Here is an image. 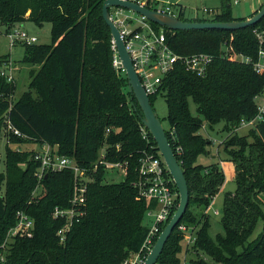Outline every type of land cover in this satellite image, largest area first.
<instances>
[{"label":"trees","instance_id":"trees-1","mask_svg":"<svg viewBox=\"0 0 264 264\" xmlns=\"http://www.w3.org/2000/svg\"><path fill=\"white\" fill-rule=\"evenodd\" d=\"M156 1L161 0H148V5ZM103 2L0 0V24L6 25L7 31L25 20L51 24V43H23V61L38 64L39 69L30 71L28 89L20 98L10 99L17 83L0 72V143L7 115L22 133L8 132L10 141L25 138L58 145L60 154L74 158L93 176L87 183L84 215L61 242L58 231L66 220L55 218L53 212L57 206H71L73 172L50 171L38 187L39 161L34 158V149L18 152L6 143V167L0 170V264H124L141 250L148 235V211L155 209L157 202L140 197L136 183L142 159L162 155L149 130L147 138L143 137L141 108L129 90L128 79L113 65V37L102 15ZM232 3L220 0L214 13L192 18L185 17L181 4L172 6L183 20L246 19L233 15ZM151 24L164 30L175 52L213 55L204 75L192 73L178 62L163 78L161 90L150 96L151 103L160 93L166 98L169 126L165 130L190 194L187 210L156 263L184 264L182 253L192 249L196 254L192 264H264V113L248 133L238 132L243 119L257 116L258 96L264 92V73L253 65L260 47L257 28L264 39V18L238 29L171 30L153 21ZM240 54L251 61L245 62ZM190 101L198 115L192 113ZM221 122L227 132L220 141L224 158L218 151L219 161L198 163L199 156L208 154V146L214 142L200 130L207 126L213 129ZM104 144L106 161L126 164L127 172L120 181L105 180V164L91 172ZM222 160L234 164L237 189L225 194L224 232L212 237L206 210L225 181ZM173 187L178 192L175 211L180 196L175 182ZM21 209L34 219L33 235L6 241ZM259 222H263V229L254 237ZM180 225L196 235L193 248L184 244L187 234Z\"/></svg>","mask_w":264,"mask_h":264},{"label":"built area","instance_id":"built-area-1","mask_svg":"<svg viewBox=\"0 0 264 264\" xmlns=\"http://www.w3.org/2000/svg\"><path fill=\"white\" fill-rule=\"evenodd\" d=\"M140 5L147 6L151 9L167 12L174 16H177L170 0L156 1L148 5V0H132ZM238 2L239 0H232ZM126 8L121 6H111L109 8V14L111 19L117 25L120 30V34L124 40V43L131 56L134 68L140 78V81L146 91L151 96L158 93L161 90V84L165 75L173 70L178 62H181L187 70L197 75H204L209 68V65L213 61V55L205 52L193 53V54H179L175 52L167 41L166 33L163 29H156L145 15L133 11L139 15L137 18L138 24L132 27V18L130 15H123ZM111 11L116 13L118 19L112 16ZM10 41V46H14L17 41H21L26 44L36 43L38 38L36 35H30L27 31L19 29L16 31H9L7 33ZM260 34L259 41V53L257 60L253 63L257 72L264 73V39ZM261 37V38H260ZM112 48L117 51L115 46V40L112 39ZM244 56V55H242ZM241 58L245 62L251 61L249 57L244 56ZM114 64L117 68L125 72L122 66L121 60L115 54ZM5 74L4 72H2ZM126 73V72H125ZM8 80H11V76H7ZM259 99V111L256 117L251 120H242L241 125H253L261 120L264 113V92L258 96ZM4 127L2 130L3 136L6 133L13 132L14 134L21 136L22 133L16 128L11 120L5 115ZM142 134L144 138H147V128L144 124L141 126ZM34 158L39 161V166L36 171L38 179V187L41 186L43 178L50 171H61L69 169L74 175V189L71 199V206L63 208L57 206L54 209L53 216L55 218H65V225L58 231L61 242H64L67 236V232L71 226L78 221L84 215L83 205L86 204L87 183L93 179V176L89 174L88 169L81 167L77 164L74 158L60 154L58 152V145H51L47 142L42 143L39 147L34 149ZM104 153L97 164L91 169V172H95L100 164H105L109 168L118 167L122 169L125 174L127 172L126 164L119 162H109L104 158ZM169 169L164 161L163 156H147L142 159L140 165V180L136 183L139 188L140 197L147 199H153L157 202L155 209L148 211V216L153 218V223L149 229L148 235L141 247V250L130 258L129 264H143L146 257L150 253L154 246L159 234L162 231L161 225H166L174 214V207L176 206V198L178 192L173 187V177L168 174ZM37 187V188H38ZM36 191V189H35ZM34 191V193H35ZM209 210V209H208ZM208 210H206L208 212ZM218 213V210H215ZM16 224L9 230L6 241L15 237H30L33 235L34 219L25 210H18L16 213ZM181 230L188 233L186 235L187 245L193 244L196 235L193 231H190L185 225H180ZM184 264H190L183 262ZM157 264V263H156Z\"/></svg>","mask_w":264,"mask_h":264},{"label":"rangeland","instance_id":"rangeland-1","mask_svg":"<svg viewBox=\"0 0 264 264\" xmlns=\"http://www.w3.org/2000/svg\"><path fill=\"white\" fill-rule=\"evenodd\" d=\"M165 1L167 2V0ZM170 1L173 2V0ZM180 2L183 5L184 15L187 18H192L194 16H200V17L208 16L210 13H214L216 10H218L220 6V0H181ZM174 3H176V1L173 2V4ZM254 4L258 7L257 9H260L264 5V0L261 1V4H258V0H239L238 2H233L232 13L235 17H245V16L247 17L248 15L252 14L251 8ZM111 14L112 16H114L115 19H118V16H116L115 12L111 11ZM126 14L130 15L132 18V27L138 24L136 19L139 18V15L137 13L130 11L126 8V10H124L123 12V15ZM12 29L13 31L22 29L27 31L30 35H36L38 38L36 43L39 44L51 43V24L49 22H46L43 25H38L31 20H25L23 22L14 23L9 31H11ZM7 30L8 29L6 25L0 24V59L2 61L0 65V72L1 73L4 72L5 74H7V76H11V80L16 81L17 83L15 93L10 97V99L12 100V99L20 98L22 93L28 89L30 82V71L33 68L35 70L39 69V65L27 63L23 61V57L25 53V45L23 44V42L17 41L14 46H10L9 37L7 35L9 31ZM256 33L259 36L261 34V29L257 28ZM115 54L117 55L116 50L114 51L113 65L118 74H121L127 78L126 73L123 72L121 69L117 68V66H115L114 64ZM238 57L245 58L241 54L238 55ZM152 103L157 114L163 120L164 127L167 128L169 126L168 121L166 119L168 113V107H167L166 98L163 95V93H160L157 96H155L152 100ZM190 109L194 115H198L196 105L193 101H190ZM254 126L255 123L253 125H243V126L240 124L238 128L239 129L238 132L239 134L243 135L245 133H248V131ZM207 127L201 129L200 132L206 137H211L214 140V142L208 146L209 149L208 154L199 156L198 163H202V164H209L219 161L218 151L220 152V158H224V153L222 150L223 148L220 145L221 144L220 141L227 136V132L223 130L224 122L218 123L217 125L214 126L213 129ZM24 139L19 142L10 141L8 133H6V136L2 137L0 143L1 171L2 170L4 171L6 167V148H5L6 143L13 150L18 152L35 149L41 145L40 142L30 139L29 140L28 139L24 140ZM106 146L107 145L104 144L103 147L100 149L101 154L105 153ZM105 172L107 174L105 180L108 182L120 181L124 177L123 176L124 173L122 172V169L118 167L109 168L105 165ZM224 175H225V181L221 186L222 190L218 192L217 197L214 199L208 211L210 216L209 233L211 234L212 237H216L217 234L224 232V229L221 224V218L223 215L222 212H223L224 197L226 193H234L237 189L236 181L230 177L229 168L225 169ZM36 193L37 191H35L34 194ZM261 195L264 198V194L262 193ZM215 210H218L217 214L215 213ZM146 223L150 227L153 223V218L147 216ZM262 229H263V222H259L257 229L254 233V237L259 235L262 232ZM185 242L187 244L186 239L184 240V244ZM191 245L192 244H190L189 246L187 245L189 249L193 248L191 247ZM134 256L135 254L131 255L128 259H126V261L131 260L130 258ZM195 256L196 254L192 252V249L186 253H182L183 262L185 261L186 263L192 264L191 258H194ZM203 258L206 260H210V258L205 255L203 256Z\"/></svg>","mask_w":264,"mask_h":264},{"label":"water","instance_id":"water-1","mask_svg":"<svg viewBox=\"0 0 264 264\" xmlns=\"http://www.w3.org/2000/svg\"><path fill=\"white\" fill-rule=\"evenodd\" d=\"M111 6H121L127 9H132L145 15L149 20L158 23L160 26L167 27L171 30H185L199 28L238 29L248 25H253L260 22L264 18V5L253 16L244 20L219 22L183 20L178 16L151 9L132 0H104L103 2L102 15L105 22L110 27L112 37L115 40L118 56L127 75L129 90L133 92L141 108L142 123L150 131L154 140L156 141L157 148L163 156L169 172L172 175L179 191L180 200L177 209L175 210L169 222L162 229L154 246L143 263L156 264L164 249L165 243L174 229L181 222V219L187 210L190 200L189 186L184 170L179 163L174 149L172 148L169 138L166 134L164 124L154 109L150 100V96L146 93L140 81V78L134 68L131 56L120 34L119 28L110 17L109 8ZM124 264H129V261H125Z\"/></svg>","mask_w":264,"mask_h":264},{"label":"crops","instance_id":"crops-1","mask_svg":"<svg viewBox=\"0 0 264 264\" xmlns=\"http://www.w3.org/2000/svg\"><path fill=\"white\" fill-rule=\"evenodd\" d=\"M176 1V4H181V6H183L182 5V3L180 2L181 0H173V2H175ZM261 1L262 0H258V4H261ZM258 7L254 4L253 6H252V8H251V13L253 12V10L254 9H257ZM246 17V16H245ZM249 17H251V15H248L246 18H249ZM239 130V129H238ZM222 162V166H223V168H224V171H225V169L226 168H229V170H230V177L231 178H234V175H235V170H234V164L231 162V161H226V160H222L221 161ZM220 190H222V187H221V189ZM218 195V194H217ZM217 195L215 196V198L217 197ZM214 198V199H215ZM213 203V202H212ZM211 207V206H210ZM209 207V208H210ZM209 211V210H208Z\"/></svg>","mask_w":264,"mask_h":264}]
</instances>
